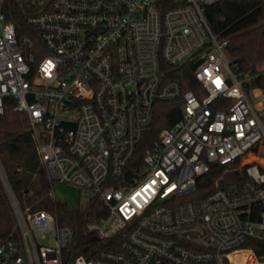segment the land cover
<instances>
[{"label": "built area", "instance_id": "obj_1", "mask_svg": "<svg viewBox=\"0 0 264 264\" xmlns=\"http://www.w3.org/2000/svg\"><path fill=\"white\" fill-rule=\"evenodd\" d=\"M217 1L0 0V115L11 97L53 190L74 186L105 212L86 225L101 243L66 261L74 229L22 208L0 162L17 223L0 264H264L245 245L264 240V87L231 65L206 15ZM7 2L24 12L21 35ZM185 65L195 89L174 77ZM177 99L179 119L132 170L155 102ZM215 164L249 180L190 197Z\"/></svg>", "mask_w": 264, "mask_h": 264}, {"label": "trees", "instance_id": "obj_2", "mask_svg": "<svg viewBox=\"0 0 264 264\" xmlns=\"http://www.w3.org/2000/svg\"><path fill=\"white\" fill-rule=\"evenodd\" d=\"M6 6H12L7 15L15 21L19 34H23L27 30L23 10L13 2H7ZM206 15L218 37L228 40L226 51L233 68L250 76L246 87H264V68L261 67L264 63V0H218L207 6ZM180 70L174 77L183 81L185 89H195L190 65ZM180 114L179 99L155 102L153 121L137 147L132 170L141 166L145 150L157 140L160 130L172 126ZM0 162L22 208H29L31 212L47 210L56 216L60 225L74 229V236L64 249L66 261L79 253L93 251L101 243L99 235L86 228L88 222L105 215L101 200L93 196L86 203L70 207L53 197V183L39 160L28 115L14 109L11 97L7 99L4 114L0 115ZM248 180L243 169L226 170L225 166L215 164L198 177L196 190L190 197L205 196L217 186L228 188L233 183L242 186ZM263 209L261 206L253 208L254 214ZM13 224L12 205L0 178V234L17 237V231L12 230ZM245 245L264 257V240L249 238ZM231 258L235 260L234 255Z\"/></svg>", "mask_w": 264, "mask_h": 264}, {"label": "rangeland", "instance_id": "obj_3", "mask_svg": "<svg viewBox=\"0 0 264 264\" xmlns=\"http://www.w3.org/2000/svg\"><path fill=\"white\" fill-rule=\"evenodd\" d=\"M261 67L264 68V63L262 64ZM255 107L258 110L263 109L262 107L258 106L256 103H255ZM53 194L56 199L66 202L70 207H76L79 205V203H83L84 201V199L79 196V190L77 188L71 185H64L58 182L55 183L54 185ZM12 230L17 231V223L15 217H14V224L12 226Z\"/></svg>", "mask_w": 264, "mask_h": 264}, {"label": "water", "instance_id": "obj_4", "mask_svg": "<svg viewBox=\"0 0 264 264\" xmlns=\"http://www.w3.org/2000/svg\"><path fill=\"white\" fill-rule=\"evenodd\" d=\"M202 61H203V58H201L198 61H196L195 63H193L191 66L192 70H195Z\"/></svg>", "mask_w": 264, "mask_h": 264}, {"label": "bare ground", "instance_id": "obj_5", "mask_svg": "<svg viewBox=\"0 0 264 264\" xmlns=\"http://www.w3.org/2000/svg\"><path fill=\"white\" fill-rule=\"evenodd\" d=\"M239 254H241V252L237 253V255H239ZM232 255H233V254H232ZM232 255H231V256H232ZM234 256H235V259H236L237 256H236V255H234ZM237 258H238V257H237ZM231 259H232V258H231ZM233 261H234V260H233Z\"/></svg>", "mask_w": 264, "mask_h": 264}]
</instances>
